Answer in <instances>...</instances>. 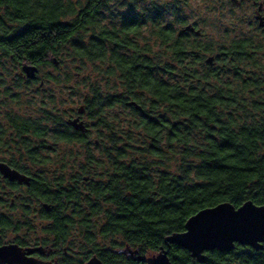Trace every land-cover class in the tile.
<instances>
[{
	"label": "trees",
	"instance_id": "1",
	"mask_svg": "<svg viewBox=\"0 0 264 264\" xmlns=\"http://www.w3.org/2000/svg\"><path fill=\"white\" fill-rule=\"evenodd\" d=\"M110 7L108 0H0V70L7 72H0V149L28 151L30 165L40 168L66 156H41L44 142L55 146L45 150L81 146V172L101 166L89 153V132L68 126L57 100L41 96L45 86L70 84L74 76L40 72L59 71L66 57L61 51L69 47L68 58L77 66L73 74L82 75L88 63L106 83L116 81L112 89L89 85L82 106L108 133L107 143L98 135L93 145L105 158L103 172L82 186L86 176L78 173L67 179L32 169L29 196L52 207L44 217H89L82 224L91 255L104 264H141L140 256L127 257L125 250L157 255L168 249L165 239L185 232L187 221L203 209L222 203L238 209L247 201L264 206V78H241L240 70L242 63L258 64L255 55L264 46L234 41L220 49L217 61L225 69L197 70L209 48L201 43L202 32H179L160 18L128 22L122 16L118 24H105ZM146 26L150 38H143ZM24 64L39 69L38 79L23 75ZM228 71L238 84L225 81ZM214 82L221 85L212 88ZM132 101L142 110L128 107ZM121 108L131 111V131H115L114 111ZM35 109L38 116L32 115ZM137 137L145 141L136 145ZM68 165L57 164L59 170ZM240 248L208 252L202 263L178 246L168 250L172 264H264V251Z\"/></svg>",
	"mask_w": 264,
	"mask_h": 264
},
{
	"label": "rangeland",
	"instance_id": "2",
	"mask_svg": "<svg viewBox=\"0 0 264 264\" xmlns=\"http://www.w3.org/2000/svg\"><path fill=\"white\" fill-rule=\"evenodd\" d=\"M185 7L182 9V12L184 15H186L185 18H181L180 15H176L173 13L171 16L167 17L166 19H163L165 23H169L175 26H178L179 32L183 31L184 27L179 25L180 20H186L188 24L196 25L197 29L200 30L203 33L202 38V44L205 46L207 45L208 52H205L201 54V58H203V61H199V65L197 67V70H200V68H203L204 65L209 67L210 65L206 63V60L209 57H214V59L217 61L218 57L220 56V49L227 48L229 45H231L234 41H249L253 43V46L258 48V46L262 45L264 46V30L261 29L258 26V23L255 22L254 18H245L239 9L236 8L235 4L231 3L230 0H201V4L205 6L204 12L199 14L197 12H194L191 8H189L187 5L189 3V0H184ZM239 10V11H237ZM112 15V11L106 12L104 17L105 24L112 25L118 24L119 20L121 19L122 15L117 17ZM149 26H146L142 30L143 38H150ZM69 47H64L61 51L62 56H66L63 59V64L61 66V69L59 71L55 70L52 67H46L42 69L40 72V76L44 77L45 74L52 75L54 77L61 76L66 78V74L70 72L71 75L74 76V78H70V84H52L47 85L44 87V91L42 92L41 96L45 95L46 97H54L56 101V105H58L57 113H61V117L63 121H66V119L72 115L73 113H77L78 108L82 107L85 103V100L89 98V85L94 84H100L103 87L106 86L107 88L112 89L115 86L116 81H112V79L106 80V77L102 75L101 72H98L94 68V65L86 63V68L84 69V72L80 76H76V74H73L74 69L77 67L76 64H72V61L74 58L70 57L68 58V52L67 49ZM155 51L158 52V47L155 48ZM255 60L258 64L245 62L240 64V70L243 71V77H252L254 74H262L264 78V50L257 52L255 55ZM215 63V61H214ZM211 66L217 68L216 70H223L225 69V66L220 63L219 61L216 62V64ZM227 70V69H226ZM21 70H17L14 72V74L20 75ZM0 72L7 76V72H3V70H0ZM255 72V73H254ZM13 76V75H12ZM225 81L230 80L234 81L235 84L237 81L234 79V74L231 71H228L225 76ZM242 82V81H241ZM79 84H82L81 87L78 86ZM238 84V83H237ZM221 85V82H214L212 84V88L219 87ZM38 86H33V91H36ZM33 96V95H30ZM36 96V94H35ZM41 96H37V98H41ZM29 97V96H28ZM25 99V96H24ZM30 114L31 111L29 110ZM23 113V112H21ZM32 115L38 116L40 113L35 109L32 111ZM131 111L127 109H116L114 111V114L117 115V118H119V121L116 122L114 125L116 126V132H122V131H131L130 123L133 121V119L130 116ZM84 120L86 124L89 126V153L91 155H94L96 157L95 161L98 165L101 166H89V169L87 170V173L81 172V170L78 172L79 175L83 176H89L91 180H94V177L96 175V171H102L103 172V164L102 161H105V158L102 155V150H100V147H94V142L96 141L95 138L97 136H104L103 140L105 143L108 142V133L106 130H104L102 127L98 125L97 120H91L89 119V116L87 114H84ZM120 122V123H119ZM51 128H53L52 125H50ZM98 136V137H99ZM141 139V138H140ZM137 137L136 145H141L142 141ZM146 139V138H145ZM42 147L41 151H54L59 152L62 151L65 153L66 160L65 162L71 164L68 165L66 169L59 170V167L57 166L58 163H61L62 161L55 162L54 166L51 167L49 164L45 167H40L35 169L37 172L40 170L41 173L47 174V175H54L57 174L59 176H64L67 179H69L71 176H73L75 173L76 168L80 169V166L84 163L82 161L83 152L79 153L80 151H83L84 149L81 146H63L58 147L57 150H45V147H55L52 142L48 141L44 142V145H40ZM36 147L37 144H36ZM169 151L166 152L167 156H171L168 154ZM49 154L46 153L45 157H48ZM61 156V155H59ZM80 156V157H78ZM58 160H63L62 158H58ZM169 166L171 163L168 164ZM37 167V166H35ZM59 170V171H58ZM66 170V171H65ZM94 176V177H93ZM87 182V181H86ZM83 186V184H82ZM96 241L100 244H103L104 242L101 240L100 237H97ZM109 249H111L113 252V248L111 246H108ZM128 249V248H127ZM126 249V250H127ZM90 250V248H89ZM125 250V251H126ZM125 256L129 257L132 256L128 254L127 252L124 254ZM152 256H155V253L152 254Z\"/></svg>",
	"mask_w": 264,
	"mask_h": 264
},
{
	"label": "flooded vegetation",
	"instance_id": "3",
	"mask_svg": "<svg viewBox=\"0 0 264 264\" xmlns=\"http://www.w3.org/2000/svg\"><path fill=\"white\" fill-rule=\"evenodd\" d=\"M76 118L84 121L89 132L84 114L79 116L77 112L69 116V119ZM82 152L85 153H79ZM38 153L41 156L46 153L51 156L65 155L62 151ZM29 161L28 151L0 149V164L7 165L21 175L29 176L28 171L38 168L30 165ZM78 170L80 169L76 168L75 173H78ZM88 177H85L86 181L89 180ZM86 181H83V185L87 184ZM29 188L30 185L10 181L0 173V242L5 246H16L25 254V259L38 264H87L94 255H91L89 250V240L82 223L89 217H44V211H51L45 209L43 202L30 200ZM50 208L52 210V207ZM57 222L62 223L56 224ZM58 225L63 226L64 230Z\"/></svg>",
	"mask_w": 264,
	"mask_h": 264
},
{
	"label": "snow or ice",
	"instance_id": "4",
	"mask_svg": "<svg viewBox=\"0 0 264 264\" xmlns=\"http://www.w3.org/2000/svg\"><path fill=\"white\" fill-rule=\"evenodd\" d=\"M110 11L123 16L128 22H135L138 18L166 19L173 13H179L181 18L186 15L181 11L185 7L184 0H108ZM236 8L247 18H264V0H233ZM234 219L230 227L237 233L231 237L229 243L236 241V249L240 243L259 246L264 251V214L257 219L248 209H236ZM216 225L204 218H191L188 225V239L182 243L198 257L205 250L206 240L202 229H213ZM251 251V247L248 248ZM142 257L141 264H159L157 257L143 252L137 253ZM25 254L16 248L5 246L0 242V264H24Z\"/></svg>",
	"mask_w": 264,
	"mask_h": 264
},
{
	"label": "water",
	"instance_id": "5",
	"mask_svg": "<svg viewBox=\"0 0 264 264\" xmlns=\"http://www.w3.org/2000/svg\"><path fill=\"white\" fill-rule=\"evenodd\" d=\"M233 3V0H231ZM234 4V3H233ZM255 21H257L258 26L264 30V18H254ZM185 32L193 33L197 37L201 36V31L196 29L192 24H188L183 29ZM55 65H58V62L56 59L52 60ZM215 59L214 57H209L206 60V63H208L210 66L213 65ZM22 73L25 75L26 78L29 80H36L38 79V73L39 69L34 66H30L28 64H24L22 66ZM43 83H41V86ZM128 107H134L137 111H141L142 107L137 104L136 102H128ZM79 116L85 113L84 107H80L78 109ZM66 124L72 128H74L78 132L86 133L87 127L84 123V121H81L80 118L76 119H69L66 121ZM0 173L3 175L4 178L10 180V181H17L20 184L30 185L31 178L28 176H24L19 174L17 171L12 170L7 165L1 163L0 164ZM45 209L47 211H51V206L48 204L44 205ZM235 208L233 205L229 203H222L219 204L213 208H207L203 209L197 214L193 215L191 218H204L207 221L212 222L214 225H216L213 229L204 228L202 229V232L204 234V238L206 240V243L204 245L205 250L198 256H193L192 252L185 246H182V243L187 241L189 231H188V225L191 223V218L186 223L185 232L183 233H176L168 236L165 239V246L170 249L173 245L178 246L184 250H186L188 253H190L191 257L197 260L198 262H203L205 254L208 252H232L236 249V241H232V243H229V240L231 237L235 234H237L230 225L233 222L234 219V213ZM238 209H248L249 212H253L258 219L261 214H264V206H259L255 204L252 201H247L244 203L241 207ZM239 246H246L251 247L256 251H261V248L259 246H253V245H246L244 242H241ZM12 248H16V246H9ZM17 249V248H16ZM165 247H162L160 252L155 255L154 257H157L159 260V264H172V261L169 256V250ZM128 253L132 256L137 255L138 252H133L130 249H127L125 253ZM141 260L142 257H139ZM24 264H38L33 260H24ZM87 264H104L100 259L97 257H93Z\"/></svg>",
	"mask_w": 264,
	"mask_h": 264
},
{
	"label": "clouds",
	"instance_id": "6",
	"mask_svg": "<svg viewBox=\"0 0 264 264\" xmlns=\"http://www.w3.org/2000/svg\"><path fill=\"white\" fill-rule=\"evenodd\" d=\"M187 6L191 8L194 12H197L199 14L203 13L205 9V6L201 4V0H189Z\"/></svg>",
	"mask_w": 264,
	"mask_h": 264
}]
</instances>
